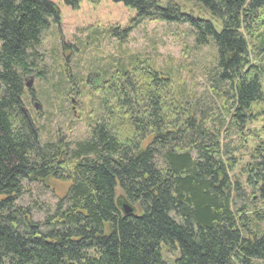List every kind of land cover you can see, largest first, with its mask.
<instances>
[{"label": "trees", "instance_id": "1", "mask_svg": "<svg viewBox=\"0 0 264 264\" xmlns=\"http://www.w3.org/2000/svg\"><path fill=\"white\" fill-rule=\"evenodd\" d=\"M112 1L139 20L189 24L197 47L212 41L206 80L221 111L175 91L170 75L119 67L87 85L101 94L87 140L42 142L23 111L25 81L45 77L37 47L60 12L50 0H0V264H169L163 246L179 252L174 264L264 261V209L247 202L257 195L264 206V131L250 128L264 99V0H199L210 20L185 14L179 0ZM232 134L240 147L222 144ZM49 179L70 187L35 222L19 201L26 184Z\"/></svg>", "mask_w": 264, "mask_h": 264}, {"label": "rangeland", "instance_id": "2", "mask_svg": "<svg viewBox=\"0 0 264 264\" xmlns=\"http://www.w3.org/2000/svg\"><path fill=\"white\" fill-rule=\"evenodd\" d=\"M50 1L59 9L60 23H52L42 35L37 47V65L45 77H29L25 83L30 80L32 85L27 88L24 98V108L34 120L42 142L87 140L90 124L99 114L101 99V94L93 92L87 85L92 83L90 79L94 80L95 75L119 67L132 72L135 68L149 66L170 75L175 91L180 93L184 88L203 99V104L213 111L215 102L208 90L210 84L206 74L213 66L216 50L212 41L205 47H197L189 24L139 20L135 10L112 0H101L98 4L81 1L76 9L66 5L65 0ZM178 4L185 14L210 20L199 0H179ZM114 34H117L116 38ZM253 44H257L254 39ZM70 77L76 79L73 89L68 80ZM219 107L221 103H215L217 114L221 111ZM255 110L260 118L250 128L264 131V99ZM247 134L245 132L244 136ZM255 139L249 138L251 144ZM241 141L239 136L232 134L231 141L223 139L222 144L240 147ZM243 158L248 160L247 156ZM69 187L70 182L63 179L26 184L19 206L29 208L33 220L43 223ZM251 196L248 194L247 202L253 203L258 210L264 209L257 195L253 199ZM258 224L260 230H264V222ZM162 253L169 264H174L179 257L178 251H168L165 246ZM257 263L264 264V261Z\"/></svg>", "mask_w": 264, "mask_h": 264}, {"label": "water", "instance_id": "3", "mask_svg": "<svg viewBox=\"0 0 264 264\" xmlns=\"http://www.w3.org/2000/svg\"><path fill=\"white\" fill-rule=\"evenodd\" d=\"M26 85V87L29 88L32 85V81L29 80ZM23 111L27 113L25 108H23ZM117 204L124 217H130L134 215V209L129 203L123 200L122 197L118 198Z\"/></svg>", "mask_w": 264, "mask_h": 264}, {"label": "flooded vegetation", "instance_id": "4", "mask_svg": "<svg viewBox=\"0 0 264 264\" xmlns=\"http://www.w3.org/2000/svg\"><path fill=\"white\" fill-rule=\"evenodd\" d=\"M65 4H66V1H65ZM67 5V4H66ZM70 7V6H69Z\"/></svg>", "mask_w": 264, "mask_h": 264}]
</instances>
